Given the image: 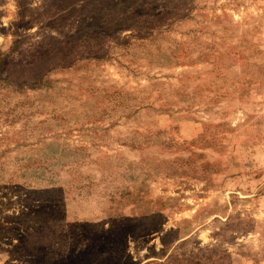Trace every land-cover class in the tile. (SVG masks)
<instances>
[{
	"label": "rangeland",
	"instance_id": "1",
	"mask_svg": "<svg viewBox=\"0 0 264 264\" xmlns=\"http://www.w3.org/2000/svg\"><path fill=\"white\" fill-rule=\"evenodd\" d=\"M0 264H264V0H0Z\"/></svg>",
	"mask_w": 264,
	"mask_h": 264
}]
</instances>
